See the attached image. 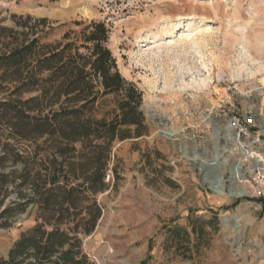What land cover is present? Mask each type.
Instances as JSON below:
<instances>
[{
    "label": "rangeland",
    "instance_id": "374dc122",
    "mask_svg": "<svg viewBox=\"0 0 264 264\" xmlns=\"http://www.w3.org/2000/svg\"><path fill=\"white\" fill-rule=\"evenodd\" d=\"M13 15L47 18L44 43L104 22L121 74L143 93L146 133L114 143L109 187L97 195L102 217L80 235L90 260L264 264L263 204L247 199L253 159L230 125L234 116L253 117L255 133L264 134V0H0L2 24L15 26ZM9 88L0 87V100ZM116 107L107 95L95 116L110 118ZM8 142L30 144L0 122V154ZM256 149L264 151V135ZM40 214L31 204L0 225V261Z\"/></svg>",
    "mask_w": 264,
    "mask_h": 264
},
{
    "label": "trees",
    "instance_id": "16d2710c",
    "mask_svg": "<svg viewBox=\"0 0 264 264\" xmlns=\"http://www.w3.org/2000/svg\"><path fill=\"white\" fill-rule=\"evenodd\" d=\"M33 19L13 15L15 26H5L0 17V87H11L0 100V122L18 143H30L8 142L0 154V225L10 226L31 204L42 221L21 234L0 264H29V258L95 264L82 251L80 235L93 233L102 217L97 195L109 187L114 143L146 133L143 93L121 74L104 22L91 20L72 40L44 43L49 21ZM112 94L117 107L111 117L95 116L99 100ZM9 162L13 168L5 171ZM13 192L16 199L9 198Z\"/></svg>",
    "mask_w": 264,
    "mask_h": 264
},
{
    "label": "built area",
    "instance_id": "2783aa9c",
    "mask_svg": "<svg viewBox=\"0 0 264 264\" xmlns=\"http://www.w3.org/2000/svg\"><path fill=\"white\" fill-rule=\"evenodd\" d=\"M231 127L237 132L239 141L249 163L248 195L254 199H264V151H258L256 146L262 142L264 134L255 133V119L248 116H234Z\"/></svg>",
    "mask_w": 264,
    "mask_h": 264
},
{
    "label": "bare ground",
    "instance_id": "6f19581e",
    "mask_svg": "<svg viewBox=\"0 0 264 264\" xmlns=\"http://www.w3.org/2000/svg\"><path fill=\"white\" fill-rule=\"evenodd\" d=\"M239 165H241V163H239ZM234 193V192H233ZM244 192L243 191H241V192H239V193H237V194H239V195H242Z\"/></svg>",
    "mask_w": 264,
    "mask_h": 264
}]
</instances>
